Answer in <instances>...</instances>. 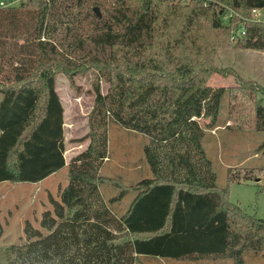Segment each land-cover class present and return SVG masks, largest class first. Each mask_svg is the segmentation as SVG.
<instances>
[{
  "label": "trees",
  "instance_id": "obj_1",
  "mask_svg": "<svg viewBox=\"0 0 264 264\" xmlns=\"http://www.w3.org/2000/svg\"><path fill=\"white\" fill-rule=\"evenodd\" d=\"M253 10L264 15V0H23L0 7V183L36 184L68 168L67 184L50 198L40 228L26 221L25 243L5 249L0 264L243 263L246 254H264V219L231 203L229 184L218 186L213 173L204 175L206 182L169 171L167 163L181 160L151 144L192 114L208 117L210 129L232 121L234 128L264 133V87L251 80L236 76V88L218 91L215 110L202 108L219 71V50L234 44L264 51V23L253 20ZM242 26L245 35L232 41ZM86 70L112 90L104 96L95 85L92 123L94 114L110 112L114 122L148 137L151 177L126 184L103 174L108 151L97 136L67 162L57 76L73 82ZM155 97H175L158 123L142 112ZM256 153L262 165L228 169L229 182L264 175V141ZM190 154L198 171L211 165Z\"/></svg>",
  "mask_w": 264,
  "mask_h": 264
},
{
  "label": "rangeland",
  "instance_id": "obj_2",
  "mask_svg": "<svg viewBox=\"0 0 264 264\" xmlns=\"http://www.w3.org/2000/svg\"><path fill=\"white\" fill-rule=\"evenodd\" d=\"M6 4L18 0H0ZM99 8V7H98ZM102 15V12L99 8ZM228 16L223 20L227 23ZM215 67L223 73L216 72L210 81V90L202 101L203 110L217 108L218 91L222 88H236L240 76L244 80H251L264 87V51L244 50L232 44L231 48L221 49L217 52ZM99 84L104 96L112 94L111 87L102 78L97 79L95 73L86 70L76 75L74 81L63 74L57 76L56 90L64 106V131L66 143V160H69L87 149L94 136L106 139L108 157L105 160L102 173L111 178H122L126 184L138 182L152 176V171L145 157L144 148L149 143L145 135L125 127L121 121L112 119L111 113L99 115L92 114L95 109L94 87ZM175 97L165 102L163 97H155L149 101L142 112L149 120L158 123V117L168 114L167 105H172ZM220 110V118L228 117L227 102ZM233 104V103H232ZM236 106L238 103H234ZM128 107V104H125ZM264 105V98H263ZM235 106V109H236ZM130 112L129 108L125 109ZM146 112V113H145ZM234 114V113H233ZM114 120V121H113ZM210 119L193 116L186 119L179 127H170L169 130L157 136L151 144H155L157 152L172 153L173 158L180 162L167 163L169 171L177 173L187 171L195 174L200 181H209L204 175L213 173L218 186L229 184V201L239 205L247 214L257 219H264V175L249 181L229 182L228 169L237 173L240 168L251 166L259 167L263 163L261 154L256 153L257 146L264 141L263 132H255L249 128H234L229 121V128L218 126L210 129ZM94 126V135L90 134ZM199 141V142H198ZM197 143V146L194 144ZM196 146V147H195ZM194 149V150H193ZM194 152L195 161L211 162L205 169L197 170L190 161V153ZM168 155H166V158ZM155 158L159 160L156 155ZM194 158L192 159V161ZM161 161V160H160ZM185 161L189 164L186 165ZM164 165V166H165ZM213 177V178H214ZM209 178V177H208ZM68 168H64L40 183H0V260L4 250L11 245L23 244L26 241L24 224L30 221L36 228H40L39 220L45 210L52 209L50 198H58L67 184ZM109 190L107 194L109 196ZM112 194V192L110 193ZM133 196L124 198L119 209L126 211ZM146 264H170L163 261H153ZM180 264V263H175ZM191 264H264V254H246L244 262L234 260L210 261L203 260Z\"/></svg>",
  "mask_w": 264,
  "mask_h": 264
},
{
  "label": "built area",
  "instance_id": "obj_3",
  "mask_svg": "<svg viewBox=\"0 0 264 264\" xmlns=\"http://www.w3.org/2000/svg\"><path fill=\"white\" fill-rule=\"evenodd\" d=\"M18 1L21 2L23 0H18ZM14 4H15V2H13L11 4H9V3L6 4L4 1H0V7H9V6H13ZM252 14L255 17V18H253L254 21L264 23L263 12H261L260 10H253ZM244 35H245V28H244V26H242L240 30H238L234 33V35L232 36V41H237L240 37H242Z\"/></svg>",
  "mask_w": 264,
  "mask_h": 264
},
{
  "label": "water",
  "instance_id": "obj_4",
  "mask_svg": "<svg viewBox=\"0 0 264 264\" xmlns=\"http://www.w3.org/2000/svg\"><path fill=\"white\" fill-rule=\"evenodd\" d=\"M94 10H95L97 16L101 19V18H102V15H101V13H100V11H99V8L96 7Z\"/></svg>",
  "mask_w": 264,
  "mask_h": 264
},
{
  "label": "crops",
  "instance_id": "obj_5",
  "mask_svg": "<svg viewBox=\"0 0 264 264\" xmlns=\"http://www.w3.org/2000/svg\"><path fill=\"white\" fill-rule=\"evenodd\" d=\"M48 178H49V177H48ZM46 179H47V178H46ZM46 179H45V180H46ZM43 181H44V180H43ZM41 182H42V181H41Z\"/></svg>",
  "mask_w": 264,
  "mask_h": 264
}]
</instances>
